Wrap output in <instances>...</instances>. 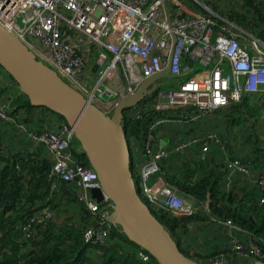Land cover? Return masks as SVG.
<instances>
[{
	"label": "trees",
	"instance_id": "16d2710c",
	"mask_svg": "<svg viewBox=\"0 0 264 264\" xmlns=\"http://www.w3.org/2000/svg\"><path fill=\"white\" fill-rule=\"evenodd\" d=\"M202 1L218 16L264 42V0ZM172 4L189 16L202 13L192 0H172ZM155 96L123 112L133 176L138 184L151 124L175 118L176 122H160L151 132L153 150L162 149L167 155L160 159L150 183L161 178L178 195L189 197L193 207L189 214L177 215L147 202L152 213L180 251L200 263L223 258L226 264H254L255 257L248 252L251 246L264 255V202L260 203L264 194V183H260L264 180V121H260L264 97L245 94L239 103L212 112L215 117L224 110L222 120L209 117L213 114L189 120V108L172 107ZM2 102L9 103L7 113L12 120L0 119V264H157L150 255L144 261L139 253L146 252L114 226L103 243L84 242L83 232L94 219L79 200L73 181L48 177L52 162L46 144L39 139L64 119L45 107L30 105L0 67ZM175 124L179 127L174 128ZM162 131L171 136L165 147L159 141ZM209 134L214 137L209 139ZM193 139L198 140L175 150ZM205 140L208 147L202 155ZM73 145L79 146L76 140ZM74 159L89 166L80 152H74ZM234 159L243 163L245 173L230 171L228 163ZM41 208H48L51 218L44 226L32 224L25 231ZM237 243L247 256L236 251Z\"/></svg>",
	"mask_w": 264,
	"mask_h": 264
},
{
	"label": "built area",
	"instance_id": "2783aa9c",
	"mask_svg": "<svg viewBox=\"0 0 264 264\" xmlns=\"http://www.w3.org/2000/svg\"><path fill=\"white\" fill-rule=\"evenodd\" d=\"M197 3L202 13L189 16L174 7L172 0H0V23L37 60L106 114L112 113L121 97L132 94L142 81L169 64L175 77L160 80L151 94L172 107L189 108V120H195L239 103L245 94L264 97V42L218 16L207 4ZM180 77L161 87L166 79ZM8 108L9 103H0V119L12 120ZM160 122L176 119L151 124L145 141L147 158L138 169V187L155 209L189 214L193 207L189 197L178 195L176 188L161 178L150 183L160 159L167 155L162 149L154 151L151 145V132ZM39 139L46 144L52 162L48 177L73 181L79 200L94 219L83 232L84 242L103 243L112 226L106 216L113 202L106 195L99 202L91 196V190L100 184L92 168L74 159V152L81 153V149L73 145L72 128L65 121L58 122ZM196 140L179 144L175 150ZM207 147L205 140L202 155ZM228 168L231 172L247 171L237 159L230 161ZM207 206L204 203L208 211ZM51 216L48 208H41L24 230L28 232L32 224L44 226ZM224 224L235 227L230 221ZM234 247L247 256L243 246L237 243ZM248 252L255 257L254 263L264 260L257 247L251 246ZM139 256L149 259L143 252ZM212 264L226 262L217 258Z\"/></svg>",
	"mask_w": 264,
	"mask_h": 264
},
{
	"label": "water",
	"instance_id": "95a60500",
	"mask_svg": "<svg viewBox=\"0 0 264 264\" xmlns=\"http://www.w3.org/2000/svg\"><path fill=\"white\" fill-rule=\"evenodd\" d=\"M0 67L15 82L30 105L45 107L60 115L72 128L75 140L98 177L99 188L91 196L113 202L106 220L117 227L157 264H202L183 254L169 231L152 213L131 170V151L123 126V112L144 100L157 83L175 77L167 67L142 81L130 95L121 97L106 114L58 74L36 59L14 34L0 23ZM164 142V140H162ZM162 146V145H161ZM255 264H264L257 260Z\"/></svg>",
	"mask_w": 264,
	"mask_h": 264
},
{
	"label": "rangeland",
	"instance_id": "374dc122",
	"mask_svg": "<svg viewBox=\"0 0 264 264\" xmlns=\"http://www.w3.org/2000/svg\"><path fill=\"white\" fill-rule=\"evenodd\" d=\"M194 3H196V5L198 6V8L200 9V10H202V8H201V6L197 3V1L198 2H200L202 5L203 4H205L206 5V3H204L202 0H192ZM203 11V10H202ZM182 79V77H180V78H178V79H166L165 80V82L163 83V85L161 86L162 88H164L165 87V85H166V82H168V81H170V80H181ZM162 101H164V100H162ZM165 102V101H164ZM211 114H213V113H210V114H207V116H209V115H211ZM225 111L224 110H222V111H219L218 113H217V115L214 117V114L213 115H211V116H209V117H211V118H214V119H223L225 116ZM264 121V120H263ZM172 127V126H171ZM174 128H177V127H179V125L178 124H175L174 126H173ZM232 135V134H231ZM191 246V245H190ZM193 249H194V246H191Z\"/></svg>",
	"mask_w": 264,
	"mask_h": 264
},
{
	"label": "crops",
	"instance_id": "0c3cea01",
	"mask_svg": "<svg viewBox=\"0 0 264 264\" xmlns=\"http://www.w3.org/2000/svg\"><path fill=\"white\" fill-rule=\"evenodd\" d=\"M263 120H264V114L262 115L260 121H263ZM161 134H160V137H159L160 146L162 145L163 147H165L167 145V143L169 142V140L171 139V136H170L169 133L163 132V131L161 132ZM162 140H164V142Z\"/></svg>",
	"mask_w": 264,
	"mask_h": 264
},
{
	"label": "flooded vegetation",
	"instance_id": "af4514ba",
	"mask_svg": "<svg viewBox=\"0 0 264 264\" xmlns=\"http://www.w3.org/2000/svg\"><path fill=\"white\" fill-rule=\"evenodd\" d=\"M159 82H160V81H159ZM159 82H158V83H159ZM158 83H157V84H158ZM156 86H157V85H156ZM156 86H155V87H156ZM154 89H155V88H154ZM152 92H153V91H152ZM152 92H149L148 94H146L144 100H145L146 98H148ZM254 264H255V263H254Z\"/></svg>",
	"mask_w": 264,
	"mask_h": 264
}]
</instances>
